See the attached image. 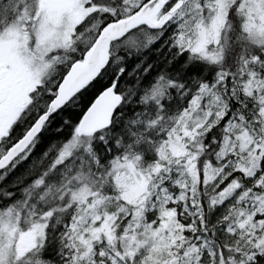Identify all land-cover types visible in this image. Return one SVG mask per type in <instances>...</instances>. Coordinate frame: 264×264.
<instances>
[{
    "label": "snow or ice",
    "instance_id": "6c2138e0",
    "mask_svg": "<svg viewBox=\"0 0 264 264\" xmlns=\"http://www.w3.org/2000/svg\"><path fill=\"white\" fill-rule=\"evenodd\" d=\"M0 264H264V0H0Z\"/></svg>",
    "mask_w": 264,
    "mask_h": 264
}]
</instances>
